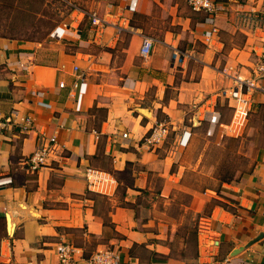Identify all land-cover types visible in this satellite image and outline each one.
Wrapping results in <instances>:
<instances>
[{
  "label": "crops",
  "instance_id": "crops-1",
  "mask_svg": "<svg viewBox=\"0 0 264 264\" xmlns=\"http://www.w3.org/2000/svg\"><path fill=\"white\" fill-rule=\"evenodd\" d=\"M216 1L223 11L211 17L186 0H91L82 19L51 33L61 45L55 60L31 42L0 38V116L33 120L0 136L1 263L60 264L58 249L69 244L75 264H85L95 239V251L110 247L120 264H264V152L229 183L213 177L214 166L212 188L186 179L203 174L205 149L186 155L194 122L207 136L240 132L233 114L223 122L234 101L221 93L231 77L249 76L259 45L240 16L264 11V0ZM144 37L154 45L141 59ZM161 121L169 135L148 146ZM41 139H53L55 151L32 173L24 162ZM86 169L108 181L89 188ZM195 221L191 246L185 227Z\"/></svg>",
  "mask_w": 264,
  "mask_h": 264
},
{
  "label": "rangeland",
  "instance_id": "rangeland-1",
  "mask_svg": "<svg viewBox=\"0 0 264 264\" xmlns=\"http://www.w3.org/2000/svg\"><path fill=\"white\" fill-rule=\"evenodd\" d=\"M90 3L91 0H0V38L31 42L44 49L46 59L55 60L61 45L55 43L51 33L82 19L80 12L89 11ZM81 24L88 25L86 17ZM235 42L241 43L242 38L235 37ZM258 96L253 94L245 124L237 134L228 132L220 137L216 128L213 134L207 136L205 124L193 123L191 129H195L197 134L195 147L186 155L194 157L198 151L205 149L201 164L203 174H190L187 181L212 188L214 182L207 176L211 166L215 167L213 177L218 181L229 177L236 180L252 171L264 152V104ZM224 109L223 122L229 123L233 113L226 106ZM95 242V239L89 240L83 250L85 256L95 251Z\"/></svg>",
  "mask_w": 264,
  "mask_h": 264
},
{
  "label": "built area",
  "instance_id": "built-area-1",
  "mask_svg": "<svg viewBox=\"0 0 264 264\" xmlns=\"http://www.w3.org/2000/svg\"><path fill=\"white\" fill-rule=\"evenodd\" d=\"M192 12H201L208 16L214 17L223 11V7L216 0H186ZM240 20L245 24L252 34H255L259 45L252 49L253 62L249 70L248 77L235 75L231 77L233 81L232 87L222 91L221 96L227 97L234 101L233 115L231 126L233 131H240L243 128L251 106V98L253 94L264 96V11H251L240 16ZM91 24L94 26H102L103 22L91 16ZM213 32L216 30L213 29ZM154 45L151 38L144 37L141 42L139 54L141 57H149ZM79 69L73 67V72L76 74V80L73 83V88L81 89L84 77L78 73ZM60 88L64 84H59ZM215 121V118H212ZM33 120L30 116H26L20 121L16 113H11L7 116H0V136L5 132L18 127L21 131L26 132L31 129ZM169 135V128L166 121H161L152 127L150 133L145 138L144 142L148 146L154 147L161 144ZM122 138H127V134H122ZM38 148L25 160V165L32 173H36L41 167L46 165L49 157L55 151L54 140L41 139ZM45 141V142H44ZM184 143L179 142V145ZM85 178L88 187L107 182L108 178L101 172L93 169H86ZM74 249L69 244H62L58 249V258L60 264H75ZM85 264H120L117 253L110 247H103L101 250L93 252L87 259Z\"/></svg>",
  "mask_w": 264,
  "mask_h": 264
},
{
  "label": "trees",
  "instance_id": "trees-1",
  "mask_svg": "<svg viewBox=\"0 0 264 264\" xmlns=\"http://www.w3.org/2000/svg\"><path fill=\"white\" fill-rule=\"evenodd\" d=\"M231 181H233L232 177L220 179V182H222V183H229ZM218 204H220V206H224L221 203H218ZM185 233H188V242L192 246V244H194V241L196 240V236H197V221H195V224L192 227H185ZM88 257L89 256H85V253H83L84 259H87Z\"/></svg>",
  "mask_w": 264,
  "mask_h": 264
},
{
  "label": "water",
  "instance_id": "water-1",
  "mask_svg": "<svg viewBox=\"0 0 264 264\" xmlns=\"http://www.w3.org/2000/svg\"><path fill=\"white\" fill-rule=\"evenodd\" d=\"M141 113H143L144 115H148L149 113L147 112V111H145V110H142L141 111ZM8 219H7V217H6V221H7Z\"/></svg>",
  "mask_w": 264,
  "mask_h": 264
},
{
  "label": "bare ground",
  "instance_id": "bare-ground-1",
  "mask_svg": "<svg viewBox=\"0 0 264 264\" xmlns=\"http://www.w3.org/2000/svg\"><path fill=\"white\" fill-rule=\"evenodd\" d=\"M9 232H11L12 230V225L9 223V228H8Z\"/></svg>",
  "mask_w": 264,
  "mask_h": 264
}]
</instances>
